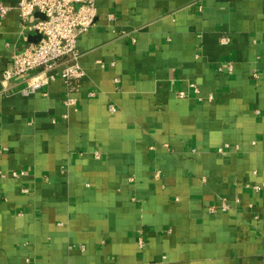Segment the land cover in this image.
Listing matches in <instances>:
<instances>
[{
	"label": "crops",
	"instance_id": "1",
	"mask_svg": "<svg viewBox=\"0 0 264 264\" xmlns=\"http://www.w3.org/2000/svg\"><path fill=\"white\" fill-rule=\"evenodd\" d=\"M17 3L0 0V264H264V0H96L74 104L61 78L3 81L42 36Z\"/></svg>",
	"mask_w": 264,
	"mask_h": 264
},
{
	"label": "built area",
	"instance_id": "2",
	"mask_svg": "<svg viewBox=\"0 0 264 264\" xmlns=\"http://www.w3.org/2000/svg\"><path fill=\"white\" fill-rule=\"evenodd\" d=\"M17 7L23 30H36L42 36L39 41L12 53L9 65L3 70V81L20 78L24 82L22 94L30 95L61 78L68 88L64 102L74 104L76 98L72 93L79 90L86 74L79 62L78 38L95 24L98 14L96 0H18ZM8 10L7 6L0 4L1 17H5ZM36 14L41 17L30 21ZM222 41L227 43L228 38ZM192 86L197 89L194 83ZM90 95H94V92ZM179 95L185 96V92ZM110 108L116 110L114 105ZM94 155L101 158L99 151ZM12 175L22 177L25 171L15 170ZM155 177H160V171L155 172ZM257 188L260 189V186ZM24 191H27L26 188ZM222 209L228 210L229 205L224 203ZM211 210L216 211L217 208L211 206ZM139 244L144 245L142 237Z\"/></svg>",
	"mask_w": 264,
	"mask_h": 264
}]
</instances>
